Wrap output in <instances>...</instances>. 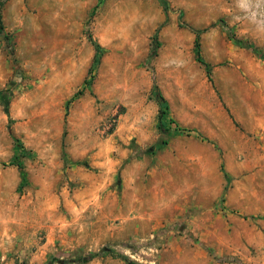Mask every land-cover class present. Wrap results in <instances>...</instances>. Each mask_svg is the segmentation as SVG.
Returning <instances> with one entry per match:
<instances>
[{
    "label": "rangeland",
    "instance_id": "374dc122",
    "mask_svg": "<svg viewBox=\"0 0 264 264\" xmlns=\"http://www.w3.org/2000/svg\"><path fill=\"white\" fill-rule=\"evenodd\" d=\"M0 264H264V0H0Z\"/></svg>",
    "mask_w": 264,
    "mask_h": 264
},
{
    "label": "trees",
    "instance_id": "16d2710c",
    "mask_svg": "<svg viewBox=\"0 0 264 264\" xmlns=\"http://www.w3.org/2000/svg\"><path fill=\"white\" fill-rule=\"evenodd\" d=\"M164 7V6H163ZM197 39H198V31H195V36H194V45H195V54H196V58L197 60H199L200 62L203 63L200 55H199V50H198V42H197ZM93 48H94V54H93V58H92V63H91V67L92 68V65L96 64L97 61H98V57L99 55L101 54V48L98 46V44L96 43H93ZM205 65V68H206V71L208 72V65L206 63H204ZM87 83V80H84V84ZM152 91L154 93V97L157 101V104L160 108L159 110V113L157 115V123H156V126L158 128V130H160L162 133L167 131L168 129V125L167 123L170 121L172 122V120L170 119H167L165 118V113H166V102L163 98V96L161 95V93L159 92L156 84L154 82H152ZM81 93V90H77L75 92V95L76 94H80ZM13 145L15 147V149L21 153L24 152V147L23 145L18 141L17 138H13ZM14 162V159H11L9 161V163H13ZM16 165L20 168V164L19 163H16Z\"/></svg>",
    "mask_w": 264,
    "mask_h": 264
}]
</instances>
